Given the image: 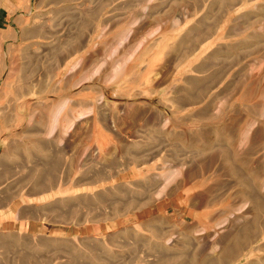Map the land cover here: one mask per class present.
Returning a JSON list of instances; mask_svg holds the SVG:
<instances>
[{
    "label": "rangeland",
    "instance_id": "1",
    "mask_svg": "<svg viewBox=\"0 0 264 264\" xmlns=\"http://www.w3.org/2000/svg\"><path fill=\"white\" fill-rule=\"evenodd\" d=\"M4 25L0 264H264V0H0Z\"/></svg>",
    "mask_w": 264,
    "mask_h": 264
},
{
    "label": "crops",
    "instance_id": "2",
    "mask_svg": "<svg viewBox=\"0 0 264 264\" xmlns=\"http://www.w3.org/2000/svg\"><path fill=\"white\" fill-rule=\"evenodd\" d=\"M5 30H8V26L7 25H4V26L0 27V31H5ZM6 44H7V40L3 41V39H0V45L1 46H4ZM1 56H2V54L0 55V62H1L0 69H2V64H3L2 63L3 56L2 57ZM3 106L5 108L7 105H2L0 107L3 108ZM16 107H19V106L17 105ZM6 108H8V106ZM9 122H10V120H9V112L2 110L1 113H0V124H2V125L3 124H8ZM2 139H3V134H0V140H2Z\"/></svg>",
    "mask_w": 264,
    "mask_h": 264
}]
</instances>
